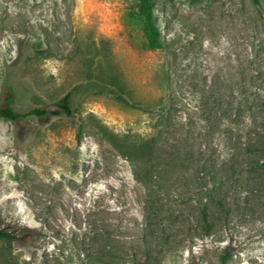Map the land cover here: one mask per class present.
I'll return each instance as SVG.
<instances>
[{
  "label": "rangeland",
  "instance_id": "374dc122",
  "mask_svg": "<svg viewBox=\"0 0 264 264\" xmlns=\"http://www.w3.org/2000/svg\"><path fill=\"white\" fill-rule=\"evenodd\" d=\"M152 1L158 49L138 0H0V103L10 86L16 110L52 108L78 86L73 117L0 119L17 236L0 264H264V0ZM96 123L158 136L151 182ZM189 152L199 176L150 168Z\"/></svg>",
  "mask_w": 264,
  "mask_h": 264
},
{
  "label": "trees",
  "instance_id": "16d2710c",
  "mask_svg": "<svg viewBox=\"0 0 264 264\" xmlns=\"http://www.w3.org/2000/svg\"><path fill=\"white\" fill-rule=\"evenodd\" d=\"M257 2V0H253ZM138 8L141 16V34L146 46L150 49H158L162 47L161 31L156 25L154 19V7L152 0H138ZM78 91V86H75L65 92L57 101L54 102L52 108L47 107H34L26 111H18L13 107L14 90L12 87L7 86L2 94L0 103V119H7L18 123L20 120L29 117H43L49 120L52 116H66L73 117L74 110L72 106L73 97ZM119 100H125L117 95ZM95 127L102 137L121 155L125 160L133 165L135 174L142 179V182L147 185L152 177L151 172L142 171L140 173V166L144 163H150L153 157L157 155L158 136L151 138L129 139L125 135H117L109 131L104 125L96 123ZM158 133L161 129L158 128ZM199 153H185L184 155H167L163 160L154 162L150 168L157 173L161 171H173L180 167L192 169L196 176H199L203 165L200 162ZM220 199L218 200V202ZM221 202V201H220ZM205 223L206 218H204ZM207 228V227H206ZM17 238L13 229L6 226H0V241H13ZM226 255L221 257V264H225Z\"/></svg>",
  "mask_w": 264,
  "mask_h": 264
}]
</instances>
